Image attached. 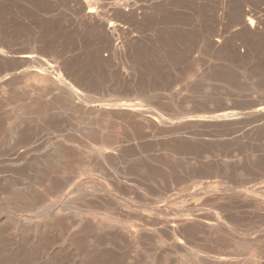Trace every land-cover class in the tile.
<instances>
[{
	"label": "rangeland",
	"instance_id": "rangeland-1",
	"mask_svg": "<svg viewBox=\"0 0 264 264\" xmlns=\"http://www.w3.org/2000/svg\"><path fill=\"white\" fill-rule=\"evenodd\" d=\"M0 264H264V0H0Z\"/></svg>",
	"mask_w": 264,
	"mask_h": 264
},
{
	"label": "bare ground",
	"instance_id": "bare-ground-1",
	"mask_svg": "<svg viewBox=\"0 0 264 264\" xmlns=\"http://www.w3.org/2000/svg\"><path fill=\"white\" fill-rule=\"evenodd\" d=\"M95 11V10H94ZM93 11H88L87 12V14L86 15H88L87 17L85 16V19H86V21L87 22H96L97 20H96V18L93 16ZM251 13H249L248 11H246V10H241V26L242 27H244L245 28V26L247 25V26H250L251 28L253 27V18H252V16H254V15H250ZM239 16V17H240ZM259 17V16H258ZM239 19V18H238ZM262 19V18H261ZM259 22V21H258ZM257 22V23H258ZM97 23V22H96ZM100 23V22H99ZM258 24H260V23H258ZM246 26V27H247ZM109 27H113L112 25H110ZM256 27V26H255ZM259 27V26H258ZM108 28V27H107ZM117 28V27H116ZM257 28V27H256ZM247 29V28H246ZM255 31H257V30H255ZM258 32V31H257ZM257 34V33H256ZM219 39H217L216 41H215V43H213V46L214 47H219L220 46V42H222V41H218ZM210 42V41H209ZM105 150H101V149H97V152H101V153H103ZM109 151V150H108ZM107 151V152H108ZM106 151H105V153H107ZM109 153V152H108ZM107 155V154H106ZM109 156V155H108ZM178 224H172L171 226H169V234L173 237V238H176V231L178 230L177 228H178ZM142 237V236H141ZM144 237V236H143ZM143 239V238H142ZM181 241V240H180ZM179 241V242H180ZM181 245V244H180Z\"/></svg>",
	"mask_w": 264,
	"mask_h": 264
}]
</instances>
